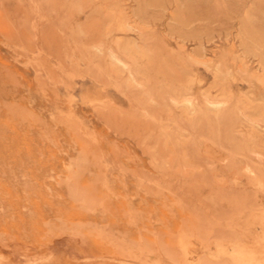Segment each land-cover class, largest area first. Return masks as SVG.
Segmentation results:
<instances>
[{"label":"rangeland","instance_id":"1","mask_svg":"<svg viewBox=\"0 0 264 264\" xmlns=\"http://www.w3.org/2000/svg\"><path fill=\"white\" fill-rule=\"evenodd\" d=\"M262 49L264 0H0V263L180 264L186 237L199 264H231L216 245L264 264V196L243 171L264 160L219 149ZM202 52L235 77L230 117L171 100L222 94ZM114 53L136 57V82Z\"/></svg>","mask_w":264,"mask_h":264},{"label":"bare ground","instance_id":"2","mask_svg":"<svg viewBox=\"0 0 264 264\" xmlns=\"http://www.w3.org/2000/svg\"><path fill=\"white\" fill-rule=\"evenodd\" d=\"M118 38L119 37H117V39ZM122 39H124V38H122ZM250 41H252V40H250ZM256 45L259 46V44H256ZM248 46H246L248 49L251 48V46L250 47H248ZM130 48L135 50L138 54L142 53V50L135 45L131 44ZM248 49H247V51H249ZM250 51H251V49H250ZM252 51H254V50H252ZM252 51H251V53H252ZM260 51H261V45H260ZM262 51H264V49H262ZM203 53L204 52H202V54H200V55H197L198 56L197 58L204 66L207 67V69L214 71L215 79H214L213 85H214V87L220 88L222 94L219 97L213 98L208 93H205L203 95L204 104L200 100L194 98V96L192 94L181 95L179 93H176L171 98V100L173 101V103L178 108L182 109L187 114L197 115V116H207L208 115L211 118H213V120H221L225 117H230V115L232 114L231 105L234 102L235 97L228 91V88L226 86V82L229 79H234L235 77L229 71L224 69L222 61L219 62V65H216L213 63L212 60H206V56ZM114 54H115V56H114V60H115L114 62L115 63L114 64L118 65L124 73L127 72L129 74L130 78L136 82L137 81L136 75L139 74L135 69V65L137 63L136 57L134 55H130L128 53L122 54V55H119L117 53H114ZM245 54L246 53L243 52L242 55L244 56ZM253 54H255V51ZM258 55H259V53H258ZM258 55H256V56H258ZM142 75L147 78L146 74H142ZM257 84L264 85V57H263V60L261 62V70L259 72H257L255 74V76H253L252 79L250 80L251 87L247 93L243 94V96L241 97V100H240V105L236 108V111L239 114L243 115L244 119H243V122L239 126L234 127V129H232V131L229 132V135H228V138L226 141L232 148H230V146L227 148L224 145L219 144V149L237 150L240 153L255 155V156L261 158L262 160H264V145H260L259 143L256 142L257 141L256 140V133H260V134L264 133V94L258 93L259 89L257 87ZM225 92H227V93H225ZM242 126L251 129V133L249 134L248 137H245V138H243V140L239 141L237 138H235L236 136L234 137V133L238 132V130H240L242 128ZM231 152H234V151H231ZM208 159H210V158H208ZM220 161L221 162H232L231 158H229V155H226V157L222 158ZM243 167H244L243 171L252 178V181L254 183H256L258 186L257 188H258L259 193L261 192L262 195L264 196V170L260 167H257V166L254 167V166L247 165V166H243ZM260 200L262 201L263 199H260ZM263 213H264V211H263ZM179 237H181V236H179ZM197 239L198 238H194L195 241H198ZM180 242H181V244L178 247V248H180V251L182 253L180 264H199L201 262V259H199V260L195 259V257H196L195 255L197 254L198 248L196 247V244L193 242V240L190 238L184 237L182 239V241H180ZM220 246L221 245L215 246V250L211 253L212 258L217 259V258L223 256L224 254H227V255H229V261L231 264H255V262L253 260V256L251 258H248L247 255H245V253L240 252L238 250H232L231 252H226V251L221 250ZM197 257L199 258V256H197ZM0 258H2V257H0ZM20 259L22 261V258H20ZM2 260H3V258H2ZM23 260H25V257ZM34 264H36V263H34Z\"/></svg>","mask_w":264,"mask_h":264}]
</instances>
